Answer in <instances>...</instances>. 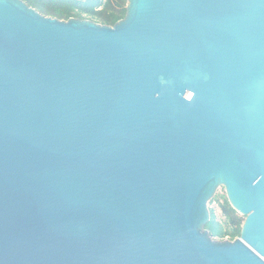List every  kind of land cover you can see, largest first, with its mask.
I'll list each match as a JSON object with an SVG mask.
<instances>
[{"label":"water","instance_id":"1","mask_svg":"<svg viewBox=\"0 0 264 264\" xmlns=\"http://www.w3.org/2000/svg\"><path fill=\"white\" fill-rule=\"evenodd\" d=\"M0 264H264V0H0Z\"/></svg>","mask_w":264,"mask_h":264},{"label":"trees","instance_id":"2","mask_svg":"<svg viewBox=\"0 0 264 264\" xmlns=\"http://www.w3.org/2000/svg\"><path fill=\"white\" fill-rule=\"evenodd\" d=\"M45 17L67 21L71 18L89 20L99 25L114 26L126 14L127 0H22ZM224 222L216 220L209 210L210 220L205 228L212 238L230 241L240 236L243 218L229 205L226 197L218 203Z\"/></svg>","mask_w":264,"mask_h":264},{"label":"rangeland","instance_id":"3","mask_svg":"<svg viewBox=\"0 0 264 264\" xmlns=\"http://www.w3.org/2000/svg\"><path fill=\"white\" fill-rule=\"evenodd\" d=\"M226 197L225 190L223 187H218L213 195L212 199L208 203V209L213 210L216 220L220 223L224 222V218L218 206V203L223 201V198ZM244 219L243 216H240ZM244 221V220H243ZM215 240H220L219 238H214ZM222 240H230L228 237H225Z\"/></svg>","mask_w":264,"mask_h":264}]
</instances>
